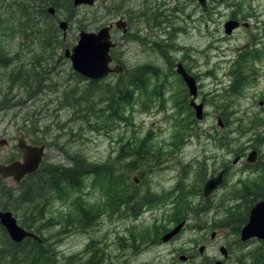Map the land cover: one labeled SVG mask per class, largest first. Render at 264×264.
Returning <instances> with one entry per match:
<instances>
[{
  "label": "rangeland",
  "instance_id": "rangeland-1",
  "mask_svg": "<svg viewBox=\"0 0 264 264\" xmlns=\"http://www.w3.org/2000/svg\"><path fill=\"white\" fill-rule=\"evenodd\" d=\"M205 5L200 8L196 0H95L91 7L72 9L66 20L65 9L54 10L50 19L48 6L42 13L36 2L29 17L15 21L10 13L4 20L0 46L11 63L0 68V141L6 143L0 145V159L13 154L17 132L33 144L46 146L44 164L63 167L79 156L91 165L113 166L118 173L116 158L132 149L145 155L137 168L142 176L136 190L156 195V207L143 210L135 219H122L129 211L119 201L131 195V188L120 179V188L127 194L118 204L108 196L104 182L92 175L84 178L80 190L48 196L37 207L5 204L1 195L0 211L11 212L20 227L45 239L44 249L52 251L54 264H87V250L103 254L97 264H212L215 260L252 264L250 257L264 251L262 241L240 243L238 234H230L222 225L227 208L243 206L235 200L238 189L260 184L264 177V0H206ZM231 15L248 27L225 36L222 25ZM119 19L125 22L127 34L112 27L115 47L109 53L110 67L119 64L129 71L150 66L156 75L145 77L132 90V101L121 105L120 118L114 120L105 117L113 114L103 110L102 92L120 84L123 75L112 74L89 85L60 56L75 44L80 30L95 32ZM60 20L68 23L64 38L56 27ZM31 21L38 30L29 29ZM50 26L55 30L51 32ZM138 35L143 40L132 37ZM176 63L195 80L196 101L203 105L201 121L187 107L189 97L174 72ZM236 68L245 83L239 96L223 97ZM17 72L20 75L14 80ZM38 72L41 77L33 78ZM84 90L87 94L81 96ZM216 117L222 124L226 118V127L218 128ZM246 117H254L257 123L237 134L236 121ZM222 134L226 142L231 138L225 146L218 141ZM250 150L257 153L254 167L243 160L230 164ZM222 167H228L223 183L202 199L203 182ZM175 189L181 197H175ZM77 208L91 210L90 227L82 228ZM181 214L184 218L175 221ZM180 221L183 228L178 234L161 243L160 237ZM127 231L133 232L131 238ZM6 240L0 227V248H8ZM220 246L226 249L224 260Z\"/></svg>",
  "mask_w": 264,
  "mask_h": 264
},
{
  "label": "trees",
  "instance_id": "trees-1",
  "mask_svg": "<svg viewBox=\"0 0 264 264\" xmlns=\"http://www.w3.org/2000/svg\"><path fill=\"white\" fill-rule=\"evenodd\" d=\"M9 2L10 0H0V32L5 27L4 20L10 13L12 14L11 20L15 19V21H20L22 18L30 16L28 14V11L34 10L33 4L36 2L38 3V8L42 13H44L43 8L45 6L51 7L56 11H58L59 9H65L67 14L65 18L66 20H69V14L72 12L70 4L71 2H68V0H12V8L9 7ZM53 17L54 16H52V18L50 19H54ZM37 26L38 25L36 23L31 21L29 29L31 31L34 29L38 30ZM44 27L40 30L44 31ZM54 30L55 28L53 26H50V31L52 32ZM132 37H135L134 39H138V36ZM2 50L3 47L0 46V68L6 69L10 66L11 62H8L9 58H5ZM14 59H16V56H14ZM147 68L148 66H138L130 69L129 71H125L124 90H122V88H120L119 90L120 86L119 84H117L115 86H108V88H106V90L102 92L103 98L101 102L104 103L103 110L107 112V114H109V112L113 114L110 116L105 115L106 119L110 117L111 119L118 120L120 118V115L118 113L119 108L121 107V105L128 106L130 104L133 98L132 90L136 89V86L144 80L145 76H147L146 73H148L149 71H147ZM152 74H156V71L154 70ZM19 75L20 72H17L15 74L14 80H16L17 76ZM41 75L42 72L35 73L33 74V78H35V76L40 78ZM230 76L232 77L231 81L225 88H223L224 94L226 96L222 95L223 97L227 98L239 96L240 89L245 83L244 76L238 71V68L235 69L234 73H230ZM92 83L94 82L88 81L89 85ZM86 94L87 90H84L81 96H85ZM1 98L5 99L4 97ZM73 101H75L74 94ZM223 121L224 123L222 125L223 127H226L228 120L224 118ZM236 122L237 123L235 125L234 132L240 134L241 132H246L249 126L253 128V126L257 123V119H255L254 117H246L244 121ZM188 125H191V122H188ZM224 137V134L218 137V141H220L222 146H225L231 139L228 136V141L226 142L224 141ZM38 140H41V136ZM131 146L133 147V145ZM130 151H132V149H130ZM134 153H137V151ZM65 154L67 156L68 153H66L65 151ZM138 154L144 153L139 152ZM122 159L123 156L120 155L116 158L115 161L119 169L121 167ZM144 160L145 159H139L138 161L135 160V162L137 164L143 163ZM114 170L117 169L113 166L101 167L97 165H91L79 156H76V159L73 160V163L71 165L68 163L66 167L58 166L56 164H44L42 162L38 170L35 173L27 176L20 184L19 188L13 191L12 195L8 193V188L0 186V196H5L4 200L2 201L5 204L37 207L39 201H41L42 199H46L48 196H62L63 192L65 191H67V193H71L74 190L80 189V184L82 183L84 178L86 176L92 175L94 179H99L104 182V184L108 188V196H111V200L114 204H118V201L120 200L122 194L124 192L125 194H127V191H124L122 187L120 188V176L118 173H114ZM262 170L264 172V167ZM181 195L182 194H179L178 189H175V197L179 198L181 197ZM235 200H239L240 202H242L243 206L227 208L222 225L230 231V234L237 235L239 229L246 222L250 208L257 201L264 200V177L260 184L252 183L248 186H241L237 191ZM205 208L207 209V207H204L203 209ZM77 211L80 214L79 222L82 224V228L86 229L90 227L92 225V221L88 215L91 210L85 211L84 208H77ZM175 218V221H177L178 218L182 219L184 217L183 214H181L176 216ZM24 228L25 230L30 231V228ZM41 240L43 241V243L41 242L39 244L30 239H24L21 243L18 244L6 240L5 243L6 245H8V248H0V264H54L52 251L45 250V239ZM85 253L89 254V250L85 251ZM4 255L6 256L3 257ZM5 259H9L10 261L5 263ZM250 259H252L253 261L252 264H263L264 251L262 250L260 252L254 253L252 258L250 257ZM95 263L96 262H91L90 264Z\"/></svg>",
  "mask_w": 264,
  "mask_h": 264
},
{
  "label": "water",
  "instance_id": "water-1",
  "mask_svg": "<svg viewBox=\"0 0 264 264\" xmlns=\"http://www.w3.org/2000/svg\"><path fill=\"white\" fill-rule=\"evenodd\" d=\"M70 2L71 8L74 9L80 6L91 7L95 0H70ZM196 2L200 8L206 6V0H196ZM46 11L50 17L54 16L53 8L47 7ZM237 24L235 20H227L223 24V33L229 35L237 27ZM67 26L68 23L64 20L56 24L63 38ZM111 27L119 30L121 34L126 32L125 22L119 19L112 26H103L95 32L79 31L75 44L69 50L65 48L62 51V57L69 60L72 71L87 81H99L104 79L108 74L117 75L121 72V67L118 64L110 67L111 58L109 53L113 48L110 39ZM174 71L187 90L189 106L192 109L194 119L201 121L203 119V105L201 103H195L197 89L194 78L187 74L179 63L175 65ZM215 122L217 127L221 129L223 125L219 117L215 118ZM17 141L20 160H15L8 164L0 163V182L3 185L5 183L2 181H5L7 178H12L14 183H18L23 178L25 179V177L35 173L43 161L44 153L42 145L28 146L21 139H17ZM255 155L254 151H249L245 156V163H254ZM237 160L238 158H235L233 162ZM220 182L221 172L215 177L207 179L202 185L201 197L203 199L209 198L217 186L220 185ZM182 226L183 222L176 224L171 230L165 232L160 237V242L166 243L171 240L178 234ZM0 227L12 243L18 244L24 239H30L37 244L41 243V239L37 235L20 227L11 212L7 210L0 211ZM213 238L214 234L211 232L209 239L212 240ZM252 239L264 243V201L257 202L250 208L245 224L238 231V240L240 243H246ZM202 250L203 247H198L199 254L202 253ZM218 252L223 260L226 259L227 253L224 247L220 246ZM181 260H184V258H181ZM212 264H223V262L215 260Z\"/></svg>",
  "mask_w": 264,
  "mask_h": 264
},
{
  "label": "flooded vegetation",
  "instance_id": "flooded-vegetation-1",
  "mask_svg": "<svg viewBox=\"0 0 264 264\" xmlns=\"http://www.w3.org/2000/svg\"><path fill=\"white\" fill-rule=\"evenodd\" d=\"M204 9V8H202ZM232 16V15H231ZM229 16V20H235L238 24H237V27L231 31V33L229 35H225V36H230L234 31H236L238 28L240 27H243V28H247L248 25L247 23H244L242 22L241 20L239 19H235L233 16L231 17ZM224 24V23H223ZM108 25H111L110 23ZM112 26V25H111ZM222 28H223V25H222ZM125 30H127V28L125 27ZM111 32H112V27H111V31H110V39H111ZM223 32V30H222ZM124 34V33H123ZM125 34H127L125 32ZM139 40H143L141 36L138 35V41ZM112 44H113V48L115 47L113 41L111 40ZM156 44V43H155ZM112 48V49H113ZM111 49V50H112ZM62 57V55L60 56ZM64 58V57H63ZM67 59V58H65ZM112 62V61H111ZM177 64V63H176ZM175 64V65H176ZM180 64V63H179ZM111 65V63H110ZM115 65V64H114ZM119 65V64H118ZM181 65V64H180ZM121 67V72L117 75H123V79H122V82L119 84V90L120 88H122V90H124V76H125V70L124 68L119 65ZM181 67L183 68V66L181 65ZM149 70V71H148ZM155 69L151 68L150 66H148L147 68V71L148 73H146L147 76H155L156 74H152L154 72ZM183 70L187 73V71L183 68ZM156 71V70H155ZM175 72V71H174ZM188 74V73H187ZM109 75H112V74H108L106 77H108ZM190 75V74H189ZM145 76V77H147ZM191 76V75H190ZM18 77V76H17ZM105 77V78H106ZM179 78V77H178ZM180 79V78H179ZM181 80V79H180ZM142 82V81H141ZM182 82V81H181ZM93 84V83H92ZM196 84V83H195ZM184 85V84H183ZM122 86V87H121ZM185 87V86H184ZM196 89H197V85H196ZM187 91V90H186ZM196 99H197V96H196ZM195 99V103H199L197 102ZM262 106V104H260ZM187 107L192 110L189 106V98L187 100ZM192 112V111H191ZM31 127V126H29ZM32 128V127H31ZM45 134V133H43ZM43 138V136L41 137ZM17 139H21V141H23L26 145L28 146H39V145H42L43 146V153L45 152V148L46 146L44 144H33L31 143L23 134L21 133H16L13 137V148H12V151H13V154L10 155L9 157L5 158V159H0V163L1 164H8L10 162H13L15 160L19 161L20 160V153L17 149ZM45 139V138H44ZM14 142H15V147H14ZM6 144L5 141L1 140L0 141V145H4ZM250 151H254V150H250ZM16 152V153H15ZM255 152V161L254 163L252 164H246L245 163V156H236L235 158H238V160L236 162H233V159L230 164L232 166L234 165H237L239 162H241L243 160L244 164L248 167H254L257 163H258V158H257V153L256 151ZM139 159H145V155L144 154H138V153H134L132 151H128L127 154H124L123 155V159H122V162H121V167L118 171V174L120 176V182L122 183H126L127 185L130 186L131 188V195L127 196V197H124L123 199H121L119 201V205L120 206H124V207H128V210L130 211L128 213V216L127 217H123L122 219H125V218H130V219H135L137 218L139 215H141V213L143 212V210L145 209H151L153 207H156V195L153 194V193H150L149 191L147 190H144L143 192L139 193L136 188L139 186L140 184V179H141V176H142V172H140L139 170H137V168L142 164V163H138L136 164L135 163V160L138 161ZM264 165V164H263ZM226 171H228V167H222L219 169V171L217 173H212L211 175L207 176V178L205 179V181L211 177H215L219 172H221V182H220V185L217 186V188L213 191V193L211 195L214 194V192L221 186V184L223 183V180H224V176H225V173ZM26 178V177H25ZM24 181V178L22 180H20L18 183H14L13 179L12 178H7L5 179V181H2L5 183V185H3L2 183L0 184V186L2 187H6L9 189L8 193L9 194H13V191L15 189H18L20 184ZM204 181V182H205ZM203 182V184H204ZM202 184V185H203ZM8 185V186H6ZM81 187H82V183L80 184ZM202 188V187H201ZM81 189V188H80ZM78 189V190H80ZM200 195H201V192H200ZM210 195V196H211ZM203 199V198H202ZM260 201H264V200H259L257 202H260ZM256 202V203H257ZM205 207V206H204ZM178 224V223H177ZM23 229H25L23 226H21ZM3 230V229H2ZM4 231V230H3ZM5 233V232H4ZM214 234V232H212ZM127 238H131L133 236V232L132 231H127ZM42 239V238H40ZM9 240V239H8ZM44 240V239H43ZM121 240V239H119ZM145 241H147L146 239H144ZM140 242L142 240H139ZM250 241V240H249ZM43 243V241H42ZM134 248L136 249V246L133 244ZM119 248H121V244L119 245ZM126 249H128L132 254L134 253L130 248L128 247H125ZM123 247L121 248V252H123ZM95 251L94 250H89V256H88V259H87V264H90L91 262H96L95 264H97L98 262H100L102 259H103V254L101 252H98L96 253L95 255ZM98 255V256H97ZM133 255V254H132ZM92 258V259H91ZM91 259V260H90Z\"/></svg>",
  "mask_w": 264,
  "mask_h": 264
},
{
  "label": "bare ground",
  "instance_id": "bare-ground-1",
  "mask_svg": "<svg viewBox=\"0 0 264 264\" xmlns=\"http://www.w3.org/2000/svg\"><path fill=\"white\" fill-rule=\"evenodd\" d=\"M61 21H63V20H61ZM86 32V31H85ZM27 61V60H26ZM197 195V194H196ZM261 202V201H260ZM181 222H183V221H181ZM47 225V224H46ZM183 228V226L181 227V229ZM43 239V238H42ZM41 242H42V240H41ZM44 245V244H43ZM98 256V255H97ZM7 263V262H6ZM224 264V263H223Z\"/></svg>",
  "mask_w": 264,
  "mask_h": 264
}]
</instances>
